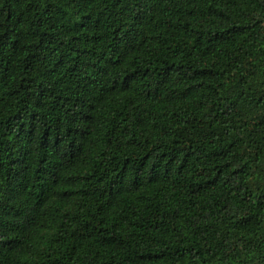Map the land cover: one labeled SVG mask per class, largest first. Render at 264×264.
Wrapping results in <instances>:
<instances>
[{"label":"trees","instance_id":"16d2710c","mask_svg":"<svg viewBox=\"0 0 264 264\" xmlns=\"http://www.w3.org/2000/svg\"><path fill=\"white\" fill-rule=\"evenodd\" d=\"M0 264H264V0H0Z\"/></svg>","mask_w":264,"mask_h":264}]
</instances>
